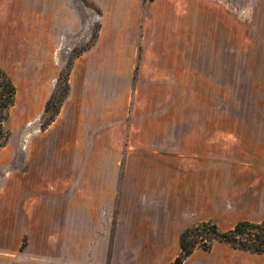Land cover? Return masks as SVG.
<instances>
[{"label": "rangeland", "instance_id": "obj_1", "mask_svg": "<svg viewBox=\"0 0 264 264\" xmlns=\"http://www.w3.org/2000/svg\"><path fill=\"white\" fill-rule=\"evenodd\" d=\"M0 70L15 88L0 150V264H51L52 241L66 236L52 232L51 194L95 175L97 159L120 161L124 175L151 161L177 176L218 161L234 175L219 229L264 218V0H0ZM61 71L68 91L43 128ZM111 235L106 248L74 247L75 264H134ZM168 242L147 264L174 261ZM183 264H264V254L215 242Z\"/></svg>", "mask_w": 264, "mask_h": 264}, {"label": "crops", "instance_id": "obj_2", "mask_svg": "<svg viewBox=\"0 0 264 264\" xmlns=\"http://www.w3.org/2000/svg\"><path fill=\"white\" fill-rule=\"evenodd\" d=\"M94 164L98 169L95 175L87 177L84 171L77 180L68 177L65 188L57 187L51 194L52 232L59 229L66 232L61 241H52L51 264H75L73 248L91 247L97 239L106 248L111 230L114 247L134 249L126 262L153 263L155 246L167 248L171 239L179 252V236L185 229L205 221L217 225L218 220L233 210L228 209L225 199L234 175L223 170L224 165L218 161H197L178 176L172 171L174 168L151 161L135 164L131 161L125 170L127 175L120 161L108 164L97 159ZM87 166L88 163L83 165ZM108 167L109 172L101 171ZM161 178H166L167 183H162ZM171 178L176 180L174 188L169 186ZM220 180L224 183H219ZM32 184L30 181L20 186L19 192L23 193L20 205L30 197L27 189ZM240 221L249 220L237 222Z\"/></svg>", "mask_w": 264, "mask_h": 264}, {"label": "trees", "instance_id": "obj_3", "mask_svg": "<svg viewBox=\"0 0 264 264\" xmlns=\"http://www.w3.org/2000/svg\"><path fill=\"white\" fill-rule=\"evenodd\" d=\"M138 67L135 68L137 73ZM68 74L60 72L55 88L48 98L43 113L42 127L45 128L55 119L66 97L68 87L64 88ZM15 88L5 73L0 70V150L6 146L9 132L5 128L8 111L13 105ZM215 242L223 243L233 249L252 254H264V220L260 222L240 221L229 230H221L212 221L196 223L185 229L179 236V253L171 264L183 262L196 249L209 251Z\"/></svg>", "mask_w": 264, "mask_h": 264}]
</instances>
